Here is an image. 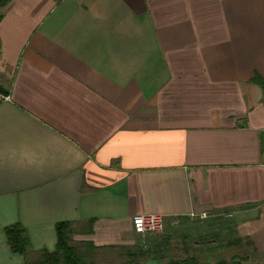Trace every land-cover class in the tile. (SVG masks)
<instances>
[{
    "label": "crops",
    "instance_id": "0c3cea01",
    "mask_svg": "<svg viewBox=\"0 0 264 264\" xmlns=\"http://www.w3.org/2000/svg\"><path fill=\"white\" fill-rule=\"evenodd\" d=\"M0 12V264L24 261L6 228L22 227L33 254L54 250L62 221L98 259L159 253L167 237L133 229L146 213H252L238 244H264L252 80L264 82V0H9Z\"/></svg>",
    "mask_w": 264,
    "mask_h": 264
},
{
    "label": "rangeland",
    "instance_id": "374dc122",
    "mask_svg": "<svg viewBox=\"0 0 264 264\" xmlns=\"http://www.w3.org/2000/svg\"><path fill=\"white\" fill-rule=\"evenodd\" d=\"M253 216L252 213L230 210L222 213H206L204 217H190L186 221H166L160 232L149 233L160 240L167 237V245L159 253L147 254V257L157 255L160 259L146 264H162L168 258L194 256L200 262H214L220 259L230 261L232 257L245 256V260H236L235 264H264V252H252V249H264V244L244 246L234 242L236 232L235 223L241 218ZM259 225L264 228V213H262ZM212 240V241H210ZM213 242V243H211ZM260 247V248H259ZM116 256V255H115ZM109 255L103 259L94 261L95 264H108L121 262L123 257ZM236 258V259H237ZM144 262V259L141 260Z\"/></svg>",
    "mask_w": 264,
    "mask_h": 264
},
{
    "label": "trees",
    "instance_id": "16d2710c",
    "mask_svg": "<svg viewBox=\"0 0 264 264\" xmlns=\"http://www.w3.org/2000/svg\"><path fill=\"white\" fill-rule=\"evenodd\" d=\"M8 2L9 0H0V8L4 7ZM1 18L2 14L0 12ZM252 80L258 82L264 90V82L261 79L255 77ZM0 91L2 92L1 87ZM72 234L73 230L70 222H59L56 224V244L54 250H41L32 254L28 237L22 227L13 226L5 229L6 242L12 252L23 256L24 261L22 264H95L94 261L99 249L89 241L72 242ZM239 241H241V238H235L234 241L227 242V245L234 242L238 243ZM147 252L141 249H125L121 262H109L108 264H146L141 260L147 255ZM30 254L32 255L30 256ZM236 258L232 257L230 261L220 259L214 262H200L194 256L171 257L162 264H235L236 260H242L240 257Z\"/></svg>",
    "mask_w": 264,
    "mask_h": 264
},
{
    "label": "built area",
    "instance_id": "2783aa9c",
    "mask_svg": "<svg viewBox=\"0 0 264 264\" xmlns=\"http://www.w3.org/2000/svg\"><path fill=\"white\" fill-rule=\"evenodd\" d=\"M262 155L264 160V141L262 143ZM205 212L190 213V217H204ZM133 229L138 233H157L160 232L166 222L164 215L158 213L136 214L131 219Z\"/></svg>",
    "mask_w": 264,
    "mask_h": 264
}]
</instances>
